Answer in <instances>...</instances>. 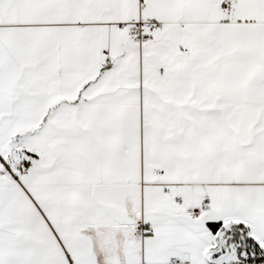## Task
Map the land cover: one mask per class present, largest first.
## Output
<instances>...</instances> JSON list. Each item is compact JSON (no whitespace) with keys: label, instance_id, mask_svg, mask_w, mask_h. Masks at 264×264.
<instances>
[{"label":"snow or ice","instance_id":"obj_1","mask_svg":"<svg viewBox=\"0 0 264 264\" xmlns=\"http://www.w3.org/2000/svg\"><path fill=\"white\" fill-rule=\"evenodd\" d=\"M0 264H264V0H0Z\"/></svg>","mask_w":264,"mask_h":264}]
</instances>
